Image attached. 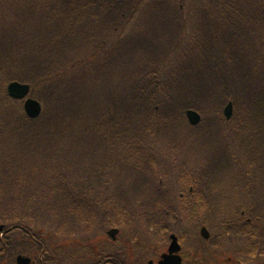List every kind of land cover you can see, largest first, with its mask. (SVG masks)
Here are the masks:
<instances>
[{
  "label": "trees",
  "instance_id": "16d2710c",
  "mask_svg": "<svg viewBox=\"0 0 264 264\" xmlns=\"http://www.w3.org/2000/svg\"><path fill=\"white\" fill-rule=\"evenodd\" d=\"M35 1L28 6L23 20V15L16 10L14 17L7 22L9 30L5 31V36H0V82L30 84L32 94L44 105L40 118L31 120L22 114L18 119L22 126L14 129L16 136L13 137V147L22 152V157L15 170L33 172L40 165L38 170L46 168L54 172L64 164L75 162L78 165L77 174L80 178L87 177V181L76 184V174L63 181V188L60 180L51 174L53 181L50 176L45 182L40 181L42 192L39 197L18 199L16 193L20 187L28 186L19 184L30 182L27 180L29 177L20 178L16 183L17 191L12 192L11 188L8 190L0 186L1 195L7 194L3 200L0 198V213L8 208V204L14 209L19 205L23 219L20 226H26L27 220H35L49 228L57 221L59 212V221L67 224L60 227V230L64 229L63 234L75 230V227L82 225L76 220L96 216L87 213L86 208L80 209L81 203L77 202L75 207L74 196L79 192L78 189L94 187V193L100 195L112 188L122 203H129L128 194L140 195L144 189H154V180L150 175L155 166L154 161L143 158L141 154L156 150L155 145L158 146L161 139L170 138L173 142L177 133H185L184 129L198 132L205 124L208 125L210 117L219 120L216 130L219 142L216 154L208 157L207 169L204 171L208 186L220 184L222 181H217L220 175L228 177V172L233 170V153L232 161L227 156V149L232 144L225 135L223 137L225 131L227 136L236 137L235 143L238 144V152H241L239 158L245 156L258 167L264 165L263 158L258 156L260 150L264 151V102H260L264 101V0H207L205 7H199L192 15L196 25L191 49L182 52L177 62L175 58V67L166 64L163 68L162 65L173 54L170 52L171 44L181 29L179 13L167 6L159 4L160 8L153 20L148 21L146 28H150V31L145 28L142 32L138 31L136 24L131 28L132 31L129 29L131 20L141 11L138 1L111 0L107 5L109 13L105 12L106 21L103 20L97 26L88 23L85 27H78L72 22L77 5L74 3L72 7L74 0H55L48 11L46 7L50 3H44L45 6L41 8ZM59 11L63 14V21L57 25L54 19ZM33 27L37 31L33 32L34 35L32 33L33 36H28ZM153 28L156 31L152 32ZM117 29L124 30V37L111 40L106 51L105 44ZM94 31L96 34H92ZM103 49L105 54L98 56L97 53L104 52ZM112 78L116 80L117 86L109 84ZM63 95L69 102L62 100ZM92 100L103 102V105L89 104ZM229 101L234 104L235 118L224 122L221 119L222 107ZM89 107L92 117H86L85 109ZM190 109L204 116L199 126H191L187 122L186 111ZM1 113L10 115L7 109L1 110ZM44 118L45 121L37 127L36 124ZM1 122L0 134L6 128L1 127ZM3 124L6 125L4 120ZM192 136L198 142L195 145L202 146L199 144L201 136ZM52 138L50 142L66 140V145L57 144L51 152L48 148L52 143L39 149L38 145L46 144ZM253 141L258 142L261 148L255 150ZM170 146L169 143L164 148ZM86 163L87 168H84ZM10 165V168H14ZM1 169L4 172L7 170L5 163ZM30 179L33 181L34 177ZM229 182L233 184L234 179L229 180L226 187ZM29 186L32 190H41L35 183ZM223 194H229L230 197ZM213 197L225 198L229 206L237 196L232 192H223ZM57 198H62L63 202L67 201L74 208L66 207V212L57 210L60 203ZM249 199L243 200L246 206L242 204V207L254 205L253 201L261 206L258 209L243 208V212L249 214H245L246 218L251 221L264 220V199L255 200L254 195L249 196ZM114 201L109 200V206L102 211L104 220H109V216L117 211ZM234 205L238 211L236 202ZM200 207L206 209L208 203L201 202ZM254 212L262 216H251ZM207 218L205 215L204 222L211 226L212 221ZM24 228L30 235L25 234L21 238L17 235L14 245L19 247V240L30 239L31 244L40 250L44 242L43 231ZM74 233H68L66 241H72L71 235L78 234ZM255 235L250 232L247 236L251 239Z\"/></svg>",
  "mask_w": 264,
  "mask_h": 264
},
{
  "label": "rangeland",
  "instance_id": "374dc122",
  "mask_svg": "<svg viewBox=\"0 0 264 264\" xmlns=\"http://www.w3.org/2000/svg\"><path fill=\"white\" fill-rule=\"evenodd\" d=\"M32 1L33 0H0V36H5V31L7 32L9 30L7 22H9L11 18L14 17V12L16 10H19L20 14L23 15L22 20L25 19L27 8L28 6H30ZM54 1L55 0H37V2H35L37 3V5L41 6V8L45 6L44 3H50L48 6L46 5V10L48 11L49 6L52 5ZM110 1L111 0H74L72 3V7L74 3H77V5L75 13L73 15L74 21L72 22L78 27H85V25H87L88 23H90V25L97 26L101 22L106 21L105 12L109 13L110 11L109 6H107ZM131 1H138L141 4V6L139 7L141 11H139L138 14H136L135 17L131 20L129 29L135 27L136 24V26L138 25V31L141 30L142 32H144V29L148 26V21L153 20L155 12H157L160 8L159 4L167 6L168 9H170L171 11H175V13H179V22H181V29L179 28L177 38L171 44L170 52L173 54H171L169 57L170 61L167 60V62L162 65V68L166 67V64H171L175 67L177 65L176 62L179 60L180 54L191 49L190 46L194 44L192 43V34L195 31L194 29L196 22L195 17L192 15L195 14L194 11L199 7H205L204 5H206L208 1ZM179 8L180 11H178ZM56 15L57 18H55L54 21L57 22V25H59L63 21V14L59 11L56 13ZM4 16L6 17V19H1ZM160 19L164 20L163 17H161ZM51 24H53V21L51 22ZM35 28L36 27H33L31 29V34H29L28 36L34 35L33 32L37 31L35 30ZM146 29L147 31H150V28ZM153 29L154 30H152V32L156 31L155 28ZM128 30L126 31V33L128 32ZM123 32L124 30L122 31L121 29H117L113 36L111 34L109 42L105 44L106 51L111 40H115L118 37H124ZM18 34L22 35L21 32H18ZM92 34H96V32L94 31L92 32ZM105 50H102L104 52H98L97 55L103 56L105 54ZM176 57L177 59L175 62ZM173 58L174 61H172ZM109 80L110 79H108V81ZM109 84L112 87L117 86L116 80L114 78L111 79ZM6 87V83H4L3 81L0 82V122L2 121V128L6 126V128L2 129V132L0 134V169L3 163H5L7 169L5 172L2 171V169L0 171V186L5 187L8 190H10L11 188L12 192L17 191L16 183L18 184V179L29 177L27 180H30V182L19 184V186H21V184H25L28 186L20 187V190L16 193V195L18 199H34L39 197L42 192V184L40 181L45 182L47 176L48 178H50L52 174L55 179L60 180V182L62 183V187L65 188L63 185V181L69 180L70 176H75L78 173V165L75 162L71 165L64 164L60 169L57 168V171L54 172L45 170L46 168L38 170V167L40 165H37L33 172L24 170L21 171L18 167L17 168L19 170H15L17 163H19V160L22 157V152L19 149L13 147V144L15 143L13 137L16 136L14 129L18 127L20 128L22 126L18 119L21 118L22 114L25 115V113L23 110L22 101H15L10 99L7 95ZM256 87L257 85H255V88ZM112 95L115 97L114 92H112ZM30 97L37 100L36 95H31ZM62 100H67L69 102L68 98L66 99L65 95H63ZM91 102L93 104L97 103L99 105H103V102H97L94 100L89 101L88 103L91 104ZM260 102L264 101L260 100ZM227 104L228 102L224 103L222 111L225 109ZM6 109L10 114L9 116L3 115L1 113V110ZM90 110V107L88 109H85V112L87 113L86 117H92V111ZM210 115L212 116L213 114L210 113ZM202 117L204 120V116ZM234 118L235 115L233 116V119ZM221 119L225 122L223 117ZM3 120L6 122V125L3 124ZM44 121L45 118L39 121L36 124L37 127ZM248 122L252 123L254 121ZM207 123L208 125L205 124L203 128L198 130V132H191V130L188 128V130L184 129L185 133H177L175 137H173V142H171L170 138H166V140L161 139L159 140L160 142L157 143L159 144V147L155 145L156 150L151 153L143 152L141 154L143 158L148 157L149 159H152L154 161L155 166L152 167L153 171L150 174L151 179L154 180L152 186V188L154 189H144L143 194L140 195H135L133 193L128 194L127 200H129V203L125 202V204L119 200L118 196L115 192H113L112 188L111 191H105L100 195H96L94 193L96 191H94V187L92 188L90 186H85L81 189H78L79 192L74 196L75 207L78 202L79 204H82L80 209L85 210L86 208L87 213H98L95 223L87 222V220L92 221L94 219L91 217V215L88 217H84L81 220H76L77 223L80 222L82 225L77 228L75 227V230H68V233L73 234L75 231L78 234H76L75 236L71 235V237H73L72 241H66L68 233L63 234L64 229H60L62 228V224H64V226H66L67 224L59 221V219L61 220V218H59V212H57L56 216L57 221L55 220L56 222L54 225H49V228L47 227V225H43V223L40 221L27 220L25 222L26 226L23 227H28L33 231H43L42 234L44 242L42 243L41 247L43 253L41 254V249L37 250V248L31 244L30 239H27L26 241L19 240V247H17L18 245H14V240H17V235H21L20 232H15V228V231H12L14 230L12 229L11 231H8L0 236L2 237V240H0V245L3 246V244H6L10 248L11 255L9 259L6 258L5 260H0V264H16V257L19 255L31 258L33 264H39L37 262L38 256L42 258L43 264H56V259H59V261L61 260L59 264H76L75 259H77V257L79 259L83 258V260L89 258L88 250L86 248H90V250L91 247L94 246L97 249L101 248L99 243H103L102 245H104L108 249L110 248L111 250L115 251V246L110 245L108 247L104 244L105 242H107L108 244L113 243L109 242L110 238L106 234L108 232L106 225L108 224L112 226L108 228H119L122 231V236H118L117 240L114 243L120 241L124 249L127 250L126 254H122V256H125L126 261L134 259V257H132L133 255L131 254V250H133V248L137 249L138 251L141 250L139 252L140 254H142L140 255L141 259L138 257L140 264H147L149 260L158 258L163 253L168 252V250L171 248L170 235L175 234L180 238V240H183V244L186 247L185 250L189 249V247L198 248L197 251L192 250V253L190 252V254L194 257V259L197 257V260H195L194 262H197L199 264H204V261L206 260H209L208 264H239L240 261L245 262V264H264V220L251 221L246 218V215H249L247 213H244L242 217L243 208L248 209L249 207H255V209H258L261 206L258 205L256 201H253L255 206L251 204L249 207H242V204H244L243 200H245L246 198L249 199V196L252 195L255 196V200H257L258 198L259 200H262V198L264 199V165L258 167L257 165H255V163H252L251 160V162L249 161L250 158H247L245 156H240L239 158L240 151L238 152V144L235 143L236 137H229L230 134L227 136L225 131V133L223 132L222 134L223 137L226 136L227 141L230 140V142H232V146L227 149V156L229 160L232 161L231 153H233V160H235V162L232 163L233 170L228 172V177H225V175L222 177V175H220L221 178L217 180L219 182L222 181L220 184L217 183L212 187L208 186L204 171H206L207 169L208 157L216 154L217 152V142H219V139H217L218 133L216 132V130L217 127H219V120L216 117H210V120ZM208 131L210 134L208 133ZM186 132L188 133L187 135ZM192 134H199L201 136V139L199 138V144L202 146L195 145V143L198 144V142L192 136ZM254 135L257 136L258 133L255 132ZM206 136H208V138H206ZM51 140H53V138L47 140L46 144H41L40 146L38 145L39 149H41V147L43 148L45 145L49 146V143H52L53 145L48 148L51 152L54 148L53 146H56L57 144L61 146L66 145V140L64 141L57 139V141L54 140V142H50ZM40 141L42 140L40 139ZM162 143L164 144L162 147H160ZM169 143L171 144V146L164 148L165 145ZM257 143L258 142L253 141V144L255 146L257 145ZM31 145L33 146V144ZM255 146V150L261 148L259 147V145H257V147ZM232 148L233 152H231ZM15 150L17 152L14 154ZM60 151L62 150L60 149ZM262 151L263 150L259 151L258 156L261 159L263 158L264 160V151ZM184 158H186L185 162H183ZM199 159L202 161H200ZM87 163L84 164V168H87ZM8 164H12L14 168H10ZM99 165L100 167H103V164L99 163ZM149 166L151 167L152 164ZM35 173L36 177L34 176ZM30 177L32 179L34 177V180L31 181ZM231 179H234L233 184L229 182V186L226 187L227 185L225 184H227V182ZM53 180L54 178L51 177V181ZM86 181L87 177L80 178L79 174H77L75 181L76 184L79 182L86 183ZM19 182H21V180ZM33 183H35L36 187L40 188L41 190H32V187L29 185ZM67 183H70V181H68ZM73 190L77 191L76 188H73ZM1 191L2 190H0V192ZM157 191L159 192L157 193ZM223 192H232V194H236L237 196L232 200L229 206L225 203V198L213 197L214 194H220ZM3 193L6 192L3 191ZM259 194H261L260 197H257V195ZM1 196L0 198H2L3 200L4 198H6L7 194L6 196L5 194L4 196ZM223 196L230 197L229 194H223ZM57 200L60 202L57 205V210L60 209L66 212V207H69V209L74 208L70 206L67 201L63 202L64 200L62 198H57ZM109 200H115L114 202L116 203V206L114 207V209H117V211L109 216V220H103L102 222L99 215L100 213L102 214V211L105 210L106 206H109ZM201 202H207L208 207L206 209H201V207L199 208V204ZM234 202H236V207H239L238 211L237 209L235 210ZM205 215L206 217H209L207 219H210V221H212L213 226L208 227V229H210L212 236L215 237L214 241L211 240V242L209 241L208 244H204L201 232L202 227L204 225H207L203 219ZM257 215L262 216L257 212L251 213V216ZM21 216L22 214L20 212L19 205L18 208L16 207L14 209V207H11L8 204V208H5V210L0 213V224L3 225L4 228H8L9 226H12V228H14L15 226H19L22 224L23 219L21 218ZM87 223L90 225H86ZM126 223L128 224L125 225ZM232 230L235 233H232ZM49 232H51V234ZM250 232H254L257 234L254 236L255 238L252 237L250 239V236H247L248 234H250ZM48 237L51 238L52 242ZM215 241L216 243H218V241H221L223 245L219 246L220 248H218L217 250V256H215L214 254V250L217 246ZM77 242L81 244L79 247H76ZM202 242L203 245H201ZM11 244H13L14 246H12ZM2 246L0 247V255L4 252ZM221 248L223 250L219 251V249ZM83 249L85 253L82 252ZM77 251L79 255H77ZM116 251L118 252V254L115 255L117 257H120V250L117 249ZM221 254L222 257H219ZM204 255H207L205 257L206 260H204ZM212 255L215 258L212 257ZM82 264L85 263L83 262ZM191 264L194 263L192 262Z\"/></svg>",
  "mask_w": 264,
  "mask_h": 264
},
{
  "label": "flooded vegetation",
  "instance_id": "af4514ba",
  "mask_svg": "<svg viewBox=\"0 0 264 264\" xmlns=\"http://www.w3.org/2000/svg\"><path fill=\"white\" fill-rule=\"evenodd\" d=\"M186 208V207H185ZM184 208V209H185ZM205 227H207L208 228V226L207 225H204ZM213 226V225H212ZM108 229V231L109 230H112V229H117V228H107ZM232 229V228H231ZM119 235L118 236H122V231L119 229ZM108 233V232H107ZM106 233V234H107ZM105 236V235H104ZM118 236H117V238H118ZM117 238H116V240H117ZM109 242H112V241H109ZM220 241H218V243H219ZM103 244V243H102ZM101 243H99V245H100V247L101 248H96L95 246L94 247H91V250H90V248H86L87 250H88V255H89V258L88 259H86V260H83V258L82 259H79L78 257H77V259H75V263L76 264H82L83 262L85 263V264H140L139 262V258L141 259V257H140V255H142V254H140L139 252L141 251V250H137V249H135V248H133V250H131V254L133 255L132 257H134V259H132V260H130V261H126L125 260V256H122V254H126L127 253V250L126 249H124V247L122 246V243L120 242V241H118V242H116V243H112V244H108L107 242H105L104 244L106 245V246H115V251H113V250H111L110 248L108 249L107 247H105L104 245H102ZM205 244H208V243H205ZM81 244H79L78 242H77V245H76V247H79ZM201 245H203V243H201ZM220 245H222V243H219V244H217V246H216V248H220L219 246ZM73 246V245H72ZM194 246H197V245H194ZM223 246V245H222ZM215 248V249H216ZM120 250V257H117L115 254H118V252L116 251V250ZM169 249V248H168ZM167 249V250H168ZM192 250H198V248L197 247H195V248H193V247H189V249H187V250H185V248H184V245L181 247L180 246V248L178 249V250H175V254H174V256L176 257V261L177 262H181L182 264H191L192 262L194 263V264H196L197 262H194L195 260H197L196 258L194 259V257L193 256H191V254H190V252L192 251ZM90 251H92V252H90ZM188 251V252H187ZM219 251H222V248L221 249H219ZM83 253H85L84 252V249H83V251H82ZM192 253V252H191ZM167 253H163L161 256H159L158 258H155V259H152V260H149V262H148V264H159L162 260H163V256L164 255H166ZM218 254V253H217ZM217 254H215V256H217ZM225 254V253H224ZM77 255H79V253H78V251H77ZM222 255V254H221ZM220 255V256H221ZM207 255H204V260H206L205 259V257H206ZM139 257V258H138ZM208 261L209 260H206V261H204L205 263L204 264H208ZM61 262V260L59 261V259H56V264H59ZM150 262H152V263H150ZM211 262V261H210ZM163 264H175V263H171V261H168V262H166V260H165V262L163 263ZM197 264H199V263H197ZM203 264V263H202Z\"/></svg>",
  "mask_w": 264,
  "mask_h": 264
},
{
  "label": "water",
  "instance_id": "95a60500",
  "mask_svg": "<svg viewBox=\"0 0 264 264\" xmlns=\"http://www.w3.org/2000/svg\"><path fill=\"white\" fill-rule=\"evenodd\" d=\"M29 92H30L29 85H23L17 82L11 83L8 87V94L10 95V97L17 99V100L26 98L29 95ZM24 109H25L26 114L32 119L39 117L42 111L41 104L32 99H28L25 102ZM232 115H233V104L229 103V105L225 108V116L227 117V119H230ZM187 118L192 125H197L201 121L200 115L194 111H188ZM174 251L175 250L173 249L171 250L170 253H173ZM168 258H170L169 255H164L163 260L159 264H163L165 260H167ZM173 259L171 260L175 261ZM19 263L29 264V261L22 262V260L20 259Z\"/></svg>",
  "mask_w": 264,
  "mask_h": 264
}]
</instances>
